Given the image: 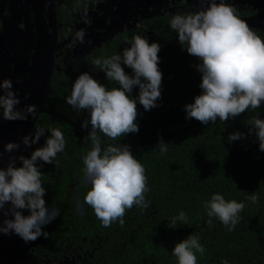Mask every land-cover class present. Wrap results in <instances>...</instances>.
I'll use <instances>...</instances> for the list:
<instances>
[{"label": "trees", "instance_id": "obj_1", "mask_svg": "<svg viewBox=\"0 0 264 264\" xmlns=\"http://www.w3.org/2000/svg\"><path fill=\"white\" fill-rule=\"evenodd\" d=\"M256 34L264 39L261 32ZM157 43L162 73L158 106L145 111L136 99V86L131 96L137 103L139 131L116 141L100 134L102 149L109 144H127L145 167L150 189L145 193L148 207L133 206L126 211L123 225L116 221L105 227L84 202L91 185L84 178L83 158L92 143L87 139L90 125L82 129L81 123L90 117L87 110L70 106L66 98L83 72L109 89L119 87L107 80L103 70L90 64L73 79H62L61 75L47 96L53 110L78 125L43 113L31 133L43 128L45 136L19 154L30 156L35 148L43 146L53 128L64 134V150L52 164L41 168L46 206L59 208L60 215L44 226L49 235L33 241L35 249L54 262L68 255L81 264H178L172 254L175 245L190 235H198L205 252L196 253L197 264H264V152L259 149L256 135L249 133L248 125L253 116L264 119V102L258 109H249L226 122L218 118L204 125L196 119H186L185 105L194 103L202 93V74L195 67L201 61L187 53L178 36L162 38ZM125 47L130 46L108 44L95 59L122 55ZM122 67L133 75L132 69ZM235 132L244 135L229 142V135ZM160 140L170 145L163 155L157 152ZM17 166H21L19 161ZM253 192L259 196L256 204L248 199ZM217 193L227 201L246 205L232 231L218 218L207 215L205 203ZM181 211L188 216L187 224L177 221L175 229L169 227V220ZM22 214L28 216L30 212L24 209Z\"/></svg>", "mask_w": 264, "mask_h": 264}, {"label": "clouds", "instance_id": "obj_2", "mask_svg": "<svg viewBox=\"0 0 264 264\" xmlns=\"http://www.w3.org/2000/svg\"><path fill=\"white\" fill-rule=\"evenodd\" d=\"M201 5L206 6L195 12L173 15L169 27L178 33V42L187 53L201 61L195 67L202 74L199 85L202 93L194 98V103L185 105V118L207 125L215 123L218 118L226 122L249 109L256 110L264 102V39L239 17L235 7L223 0L219 3L217 0H201ZM85 35L84 31H77L74 39L83 45ZM126 43L130 47H125L122 55L114 54L91 62L105 72L108 81H114L119 87L109 89L88 72H83L74 80L71 95L66 98L74 109L89 113L90 118L81 123L82 129H89L90 125L87 139L92 143L91 150L83 158L84 178L91 185L84 202L105 227L116 221L123 225L126 211L133 206L147 208L145 193L150 189L145 167L132 154L130 146L117 143L102 149L100 134L116 141L129 133H137L136 99L148 111L157 107L156 101L161 98L160 45L149 44L141 35L133 36ZM122 64L132 69L133 75L127 74ZM136 86L139 95L133 99L131 93ZM12 88L11 80L0 82L2 119L26 121L29 114L35 116L37 105H25L19 109L21 101ZM248 125L249 133L256 135L259 149L264 152V119L253 116ZM50 132L43 146L35 148L30 156L10 157L7 167H0V214L14 217L3 220L0 233H15L25 242L41 236L47 238L49 234L44 231V226L60 215L59 208L50 209L43 198L46 190L42 185L41 168L43 164H52L66 144L61 130L53 128ZM45 133L43 128L36 129L22 136L20 143L13 141L4 145V151L16 152L21 143L27 151L38 144ZM243 135L231 133L228 140L237 141ZM169 146L160 140L157 152L163 155ZM17 161L21 166H17ZM248 199L256 204L259 196L253 192ZM245 206L235 200L227 201L219 193L205 203L207 215L218 218L229 231L239 222V214ZM24 209L29 210L30 215H23ZM177 221L187 224V214L181 211L171 218L169 227L175 229ZM204 252L198 235L188 236L172 250L178 264H197L196 253L203 255Z\"/></svg>", "mask_w": 264, "mask_h": 264}, {"label": "flooded vegetation", "instance_id": "obj_3", "mask_svg": "<svg viewBox=\"0 0 264 264\" xmlns=\"http://www.w3.org/2000/svg\"><path fill=\"white\" fill-rule=\"evenodd\" d=\"M223 2L235 7L239 17L254 32H261L264 36V0ZM54 4L56 41L60 46L54 50L48 93L53 84L59 83L61 75L62 79L67 76L73 79L79 71L89 67L108 44L128 45L126 42L135 35L144 36L149 44L160 42L162 38L177 37L178 33L169 27L172 16L195 12L206 6L201 5V0H54ZM44 29V34L52 32L50 18L43 9L41 0H0V82L4 79L11 80L12 90L21 101L18 106L21 110L25 105L34 104V91L42 85L36 80L32 66L39 36ZM77 31L86 33V43L83 45L74 39ZM48 93L43 105L53 109ZM43 113L50 114L40 110L37 116L29 114L26 121H5L0 110V167L6 168L10 157L14 155V152L4 151V145L19 142L18 132L22 126L33 122L30 134ZM23 148L24 146L16 157ZM13 218L11 214H0V227L3 226V220ZM0 264L81 262L68 255L63 260L54 262L38 253L33 241L25 242L15 233H0Z\"/></svg>", "mask_w": 264, "mask_h": 264}, {"label": "water", "instance_id": "obj_4", "mask_svg": "<svg viewBox=\"0 0 264 264\" xmlns=\"http://www.w3.org/2000/svg\"><path fill=\"white\" fill-rule=\"evenodd\" d=\"M43 9L47 12L50 18V25L52 26V32L50 34H44L45 29L43 32L40 33L39 40L37 43V49L35 53V58L33 61L32 69L35 72V78L40 85L39 89H35L33 99L34 104L37 105V113L42 110L48 112L54 116H58L69 122L78 125V123L73 122L70 118H66L62 113L56 112L51 108L44 107L43 101L50 89V81L51 75L53 70V63H54V50L60 46V44L56 41V32H55V4L54 0H41ZM37 113L35 116H37ZM33 122L30 125L22 126L20 131L18 132V143L21 141V137L28 135ZM23 144H20V149ZM19 149V150H20ZM19 150L14 152L13 157H16L19 153ZM9 163V161H8ZM8 165V164H7ZM8 207V205H6ZM10 207V206H9Z\"/></svg>", "mask_w": 264, "mask_h": 264}]
</instances>
